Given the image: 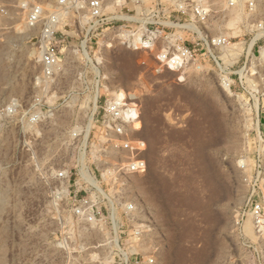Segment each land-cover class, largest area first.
Listing matches in <instances>:
<instances>
[{
	"label": "rangeland",
	"instance_id": "rangeland-1",
	"mask_svg": "<svg viewBox=\"0 0 264 264\" xmlns=\"http://www.w3.org/2000/svg\"><path fill=\"white\" fill-rule=\"evenodd\" d=\"M208 3L206 33L228 39L221 54L244 89L235 75L228 91L209 62L155 73L154 53L92 44L84 13L56 27L59 63L45 78L34 59L44 48L42 26L23 27L17 0H1L0 264H108L111 224L75 219L53 174L91 165L70 133L97 118L95 95L98 107L119 92L138 104L147 169L129 178L126 193L165 233L155 264H264V0L253 13ZM249 199L262 208L260 224Z\"/></svg>",
	"mask_w": 264,
	"mask_h": 264
},
{
	"label": "built area",
	"instance_id": "built-area-1",
	"mask_svg": "<svg viewBox=\"0 0 264 264\" xmlns=\"http://www.w3.org/2000/svg\"><path fill=\"white\" fill-rule=\"evenodd\" d=\"M260 1L227 0V6L244 4L253 13ZM12 7L24 14L23 27L42 26L40 63L45 78L53 75L59 63L60 52L54 44L56 27H68L73 16L84 13L82 29L92 44L118 42L133 51L154 53L155 73L164 69L179 73L189 65L209 62L217 68L228 91L235 75L244 89L241 74L231 71L234 64H226L221 54L229 45L228 39L206 33L213 15L208 0H17ZM3 8L0 0V13ZM72 27L79 29V22ZM176 30L190 38V43L181 41L172 32ZM97 103L96 99L95 121L70 133L71 143L82 140L88 148L91 165L58 168L53 174L56 194L67 201L78 221L111 224L108 264H155L165 233L152 211L126 193L129 178L143 175L147 169L146 144L139 137L138 104L125 96L105 99L98 107ZM248 205L251 217L260 224L261 206H252L251 199Z\"/></svg>",
	"mask_w": 264,
	"mask_h": 264
},
{
	"label": "bare ground",
	"instance_id": "bare-ground-1",
	"mask_svg": "<svg viewBox=\"0 0 264 264\" xmlns=\"http://www.w3.org/2000/svg\"><path fill=\"white\" fill-rule=\"evenodd\" d=\"M234 46H236V45H232L231 46V48H232V52L235 54V52L237 51V49L234 47ZM36 52V51H35ZM34 52V53H35ZM39 54H36L35 53V60H37L38 58H39ZM124 96V93L123 92H119V93H115L114 94V98H121V97H123ZM96 98H97V95H95V97H94V100H93V106L95 107V103H96ZM93 225V224H92ZM86 231V230H85ZM87 234H90V233H87ZM86 238H87V236H86ZM85 243V242H84ZM68 254V253H67ZM68 256H69V254H68ZM90 258L92 259V260H95V261H98L99 262V260H100V258L98 257V255H96V254H92V255H90ZM69 259V258H68ZM102 264H105V262H103Z\"/></svg>",
	"mask_w": 264,
	"mask_h": 264
}]
</instances>
